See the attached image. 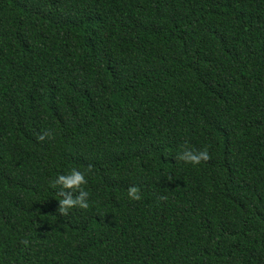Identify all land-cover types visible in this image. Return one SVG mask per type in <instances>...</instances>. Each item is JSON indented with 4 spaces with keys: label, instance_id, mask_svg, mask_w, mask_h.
<instances>
[{
    "label": "trees",
    "instance_id": "obj_1",
    "mask_svg": "<svg viewBox=\"0 0 264 264\" xmlns=\"http://www.w3.org/2000/svg\"><path fill=\"white\" fill-rule=\"evenodd\" d=\"M0 264H264V0H0Z\"/></svg>",
    "mask_w": 264,
    "mask_h": 264
},
{
    "label": "clouds",
    "instance_id": "obj_2",
    "mask_svg": "<svg viewBox=\"0 0 264 264\" xmlns=\"http://www.w3.org/2000/svg\"><path fill=\"white\" fill-rule=\"evenodd\" d=\"M43 138L42 136L40 137ZM175 159L182 161L184 163H190L192 165H198L202 160L206 161L209 159V153L207 147H202L197 150L192 147H181V150L175 154ZM85 171H81L78 168H70L67 172L58 173L50 184L55 186H60V199L58 211L61 214L67 213L74 206L80 208H87L89 205L88 195L89 193L81 188V185L86 184ZM67 189V191H66ZM76 195H73V192ZM127 196L136 200L140 198V193L135 186H130L127 189ZM164 197H160L163 199Z\"/></svg>",
    "mask_w": 264,
    "mask_h": 264
}]
</instances>
